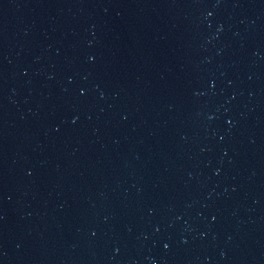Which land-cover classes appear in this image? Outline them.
<instances>
[{
    "label": "water",
    "instance_id": "obj_1",
    "mask_svg": "<svg viewBox=\"0 0 264 264\" xmlns=\"http://www.w3.org/2000/svg\"><path fill=\"white\" fill-rule=\"evenodd\" d=\"M0 264H264V0H0Z\"/></svg>",
    "mask_w": 264,
    "mask_h": 264
}]
</instances>
